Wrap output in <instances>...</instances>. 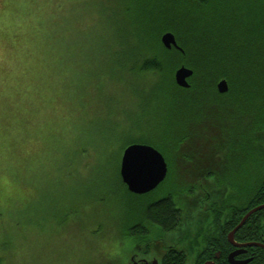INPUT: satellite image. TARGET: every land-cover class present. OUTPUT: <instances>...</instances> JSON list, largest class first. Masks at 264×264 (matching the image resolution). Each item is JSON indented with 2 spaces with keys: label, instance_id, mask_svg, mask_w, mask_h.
Segmentation results:
<instances>
[{
  "label": "rangeland",
  "instance_id": "1",
  "mask_svg": "<svg viewBox=\"0 0 264 264\" xmlns=\"http://www.w3.org/2000/svg\"><path fill=\"white\" fill-rule=\"evenodd\" d=\"M143 4L0 0V264L130 263L125 222L143 210L120 179L121 159L137 123L151 128L155 115L136 97L150 80L131 70ZM209 116L198 124L207 136L194 133L174 155L179 181L200 176L181 156L204 165L230 156L232 125L211 106ZM240 125V157L249 146L264 154L263 129L245 140Z\"/></svg>",
  "mask_w": 264,
  "mask_h": 264
},
{
  "label": "trees",
  "instance_id": "2",
  "mask_svg": "<svg viewBox=\"0 0 264 264\" xmlns=\"http://www.w3.org/2000/svg\"><path fill=\"white\" fill-rule=\"evenodd\" d=\"M141 1L145 13L142 17L137 15L135 23L141 24L142 19L145 21L137 39L136 60L131 70L137 79L150 80L148 90H137L136 97L140 96L147 105L153 104L155 115L149 121L151 128L145 130L141 127L142 121L137 123L142 133L126 146L134 142L150 144L169 155V174L160 185L162 188L171 182L169 179L174 175L177 150L184 147L194 133L197 137L207 136L208 131L198 124L206 115L209 116L211 106L220 120H224V124L229 122L234 130L230 136L232 145L226 152L236 163V176L241 178V182L237 181L235 188L241 195L245 194L244 164L245 161L250 163V176L246 180V212L264 204V154L260 147L250 150L249 146L250 154L244 152L245 155L240 157L236 135L243 121L248 127L244 130L245 140L250 139L255 126L264 131V29L256 26L255 31H251L254 19L264 18V0ZM168 31L176 35L181 50L176 47L168 49L163 45L161 36ZM182 65L194 70L189 78L190 88L180 87L175 81V71ZM223 79L230 86L225 94L219 93L217 88ZM253 139L255 144L258 143L257 138ZM221 148L217 146L215 151ZM181 157L186 162L193 160L187 154ZM120 179L122 181L121 174ZM123 185L134 200L141 201L143 222L136 224L140 227V234L146 233L143 227L147 222L160 224L163 230L174 228L178 213L173 210L171 198L157 201L150 196L145 206L143 200L148 195H137L130 192L124 182ZM243 206L244 202L236 204V225L244 214L239 213ZM259 213L263 215L264 211L256 214ZM256 214L249 219L250 224ZM132 218L125 222L131 231L129 236L137 233L129 227ZM244 231L245 227H242L236 237L248 238L249 233ZM250 240L264 241V231L254 228L250 231ZM171 264L183 263L176 258Z\"/></svg>",
  "mask_w": 264,
  "mask_h": 264
},
{
  "label": "flooded vegetation",
  "instance_id": "3",
  "mask_svg": "<svg viewBox=\"0 0 264 264\" xmlns=\"http://www.w3.org/2000/svg\"><path fill=\"white\" fill-rule=\"evenodd\" d=\"M251 25H254L251 27L252 32L256 26L264 29V18H255ZM220 157L219 154L214 156L213 162L207 165L200 161H190L187 171L200 172V176L195 179L179 181L180 178L175 171L168 185L160 188L161 183L151 192L137 194L148 195L145 196L147 200L143 201L145 206L147 202L149 203L150 196L157 198V201L171 198L173 210L178 213V217L172 230H163L160 224L147 222L143 227L146 233L140 234V227H136V224L143 222V219L140 214L135 213L131 219L132 223L129 224V227H133L137 232L130 236L134 241V251L129 264H171L176 258L183 264H264V241L250 240V231L254 228L260 232L264 231V214H256L264 209L254 213L256 217L252 224L249 223L251 216L242 226L245 227L244 232L249 233V239L236 237L242 227L235 233L233 240L230 238L231 232L237 226L236 204L242 202L245 204L239 210L240 214H244L238 223L249 212H246L248 208L246 180L248 181L250 176V163L246 164L245 161L244 164L245 194L241 195L235 188L237 182L235 161L229 156L222 162ZM174 163L177 166V163ZM197 166L201 167L196 169ZM140 202L139 200V206ZM252 242L261 246L248 245Z\"/></svg>",
  "mask_w": 264,
  "mask_h": 264
},
{
  "label": "water",
  "instance_id": "4",
  "mask_svg": "<svg viewBox=\"0 0 264 264\" xmlns=\"http://www.w3.org/2000/svg\"><path fill=\"white\" fill-rule=\"evenodd\" d=\"M163 45L171 49L178 45L176 35L168 31L161 36ZM194 74V70L186 65L180 66L175 71V81L183 88H190L189 78ZM218 90L225 93L229 90V83L226 79L218 83ZM169 165L165 155L156 147L150 144L133 143L123 151L121 159L120 174L122 181L127 185L130 192L135 194H145L156 189L165 181L168 175ZM264 209V204L249 211L243 220L231 232L230 238L233 240L235 233L246 223V221L257 211ZM248 245L261 246L259 243H248Z\"/></svg>",
  "mask_w": 264,
  "mask_h": 264
},
{
  "label": "clouds",
  "instance_id": "5",
  "mask_svg": "<svg viewBox=\"0 0 264 264\" xmlns=\"http://www.w3.org/2000/svg\"><path fill=\"white\" fill-rule=\"evenodd\" d=\"M120 252L119 245L117 244L113 250H112V255H117Z\"/></svg>",
  "mask_w": 264,
  "mask_h": 264
}]
</instances>
